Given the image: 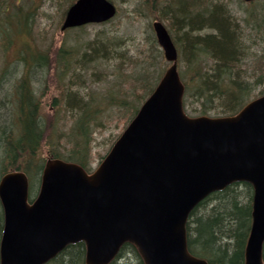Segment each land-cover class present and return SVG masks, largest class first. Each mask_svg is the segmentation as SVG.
Here are the masks:
<instances>
[{
	"label": "water",
	"instance_id": "water-1",
	"mask_svg": "<svg viewBox=\"0 0 264 264\" xmlns=\"http://www.w3.org/2000/svg\"><path fill=\"white\" fill-rule=\"evenodd\" d=\"M116 13L110 0H77L61 31ZM153 29L171 64L94 172L48 159L32 203L24 172L0 180V264H46L79 242L85 264H110L127 243L144 264H209L188 249V220L199 203L235 183L253 187L245 264H264V95L233 116L190 117L177 48L162 22Z\"/></svg>",
	"mask_w": 264,
	"mask_h": 264
},
{
	"label": "trees",
	"instance_id": "trees-1",
	"mask_svg": "<svg viewBox=\"0 0 264 264\" xmlns=\"http://www.w3.org/2000/svg\"><path fill=\"white\" fill-rule=\"evenodd\" d=\"M75 1L69 0V4ZM139 1L140 12L153 14L159 9L160 20L167 21L166 27L179 33L178 39H173L179 61L185 62L184 69L179 72L186 88L184 108L187 113L197 112V116H203L217 109L215 116H231L251 101L252 90L261 80L248 81L244 77L243 63L251 57L248 54L252 55L245 43L254 32L256 42H264V3H260V9L257 3L251 4L256 7L247 11L245 20L251 32L244 34L245 29L239 26L228 3L223 0ZM33 22L34 13L25 9L22 0H0V53L5 55V60L20 32L29 36ZM151 41L153 51L161 56L156 39L152 37ZM17 45L14 62L21 64V74L6 83L10 68H4L0 73V178L9 171L22 169L29 179H40L45 163L41 154L44 142L50 146L49 157L66 159L89 169L91 135L102 125L98 115L101 99L95 98L94 94L90 97L80 94L76 85L84 87L85 81L101 80L102 73L97 70H101L104 63L116 61L115 76L131 85L124 82L129 90L126 98L118 100L111 96L107 103L110 107L125 108L129 123L164 72V69L150 71L157 58L152 55V62L140 68L137 74L127 72L123 75L126 60L130 61V58L121 51L120 42L107 33H98L94 39L82 44L64 38L58 45L52 43L45 47L34 48L27 39ZM91 70L88 79L86 74ZM258 78L262 79V75ZM52 80L58 91L52 99L53 106L64 100V107L71 112L68 133L57 129L61 108H55L56 114L50 117L42 114V100L49 93ZM35 83H39V87L44 85L45 91L36 88ZM63 117L62 114L59 116L60 119ZM51 134L67 139L71 144L68 154L61 152V146L54 139L49 141ZM252 201V186L235 183L199 203L187 225L189 251L209 264H244L252 225ZM2 228L0 207V237ZM85 253L84 243H77L65 249L51 264H85ZM130 255L135 256L136 264H143L136 248L130 244L121 248L111 264H124Z\"/></svg>",
	"mask_w": 264,
	"mask_h": 264
},
{
	"label": "rangeland",
	"instance_id": "rangeland-1",
	"mask_svg": "<svg viewBox=\"0 0 264 264\" xmlns=\"http://www.w3.org/2000/svg\"><path fill=\"white\" fill-rule=\"evenodd\" d=\"M118 8L117 16L110 22L104 25H88L85 26L83 30H70L65 35L61 33L60 28L64 19V12L70 6L69 0H22L24 3L25 9H29L34 13V22L32 25V30L29 36L20 32V36L17 38L16 42L19 44L22 41L29 40V43L34 47H45L52 43L58 45L61 39H68L69 42L82 44L88 40H92L96 35L107 33L115 40L119 41L123 46L122 52L127 55L126 57L130 58V61L126 60L125 73H133L134 75L140 71V68L144 65H149L152 62V55L157 56L155 65H153L150 71H156L160 69H165L168 67V63L165 61L163 53L161 56H158L151 47V38L154 37V31L152 28V23L154 20L159 19L160 11L156 10L153 14H143L138 9L139 0H111ZM228 3V7L231 13L235 16L239 26L245 29L244 34L251 32L250 27L246 26V17L247 11L250 8L256 7L255 5L247 4L242 0H223ZM255 3L258 4V9H260V3H264V0H256ZM149 13V12H147ZM164 24L168 22L161 20ZM171 35L176 39L179 37V33L175 30L167 27ZM174 33V35H173ZM256 33L250 35V39L245 43L248 47V54L251 57L246 58L245 63H243V74L246 80L254 81L255 79L261 80V83L257 86H254L251 93V100L257 98L264 92V42L261 43L260 40L256 42L254 39ZM179 41V40H178ZM180 42V41H179ZM17 43L14 48L10 51L7 59L5 60V55L0 53V73L2 69L9 67L10 72L6 75V83L13 80L16 75L21 74V64L14 62L17 53ZM161 50V49H160ZM184 63V65H183ZM179 70H183L185 67V62L179 61ZM101 70H97L101 74V80H88L83 84L84 87L76 85L75 89H78L80 94L89 95L94 94L95 98L101 99V111L98 114L101 118L102 125L95 128L91 135V142L89 146V158L88 164L90 169H95L107 153L110 151L114 142L119 138L120 134L124 131L127 123L128 114L126 113L125 108L120 107H110L107 103V99H110L111 96H115L121 100L126 98L129 92L127 85H131L123 78L117 79L116 74V61L105 64L100 67ZM93 70L86 74V77L89 79V76ZM128 72V73H127ZM113 73V74H112ZM262 75V79L258 78ZM85 78V76H84ZM83 78V79H84ZM107 79V80H106ZM50 82L49 93L43 97L42 100V114L45 117H50L53 114H56L55 108H61L62 112L59 113L57 129L60 132L68 133V129L71 125V112L67 111L64 107L65 101L62 100L58 105L53 106L52 99L55 95L58 94L55 86L56 83L54 80ZM126 82V84L124 83ZM39 83H35L34 86L37 88ZM8 86V85H6ZM39 89L45 91L44 85H40ZM257 96V97H256ZM88 97V96H87ZM128 99L131 100V95H128ZM59 110V109H58ZM216 110H212L208 116H215ZM63 115V119H60L59 116ZM191 116H197V112L189 111ZM53 139L56 143L61 146V152L68 154L71 149V144L67 142V139L63 136H55L51 134L50 140L53 142ZM50 146L44 142L41 149V154L45 157L48 156ZM31 193L30 196L33 198L36 196L40 188V179L33 178L31 179ZM1 205V204H0ZM1 207V206H0ZM51 264V263H50ZM124 264H136V258L134 255H130L129 260L124 261Z\"/></svg>",
	"mask_w": 264,
	"mask_h": 264
}]
</instances>
